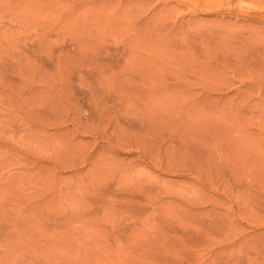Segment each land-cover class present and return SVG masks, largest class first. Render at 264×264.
Returning <instances> with one entry per match:
<instances>
[{"label":"rangeland","instance_id":"374dc122","mask_svg":"<svg viewBox=\"0 0 264 264\" xmlns=\"http://www.w3.org/2000/svg\"><path fill=\"white\" fill-rule=\"evenodd\" d=\"M0 264H264V0H0Z\"/></svg>","mask_w":264,"mask_h":264}]
</instances>
